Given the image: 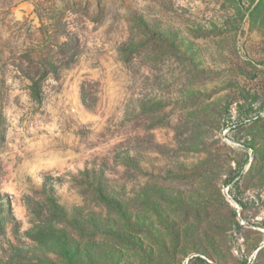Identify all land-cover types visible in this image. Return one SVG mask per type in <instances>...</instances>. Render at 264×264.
Returning <instances> with one entry per match:
<instances>
[{
    "label": "rangeland",
    "instance_id": "rangeland-1",
    "mask_svg": "<svg viewBox=\"0 0 264 264\" xmlns=\"http://www.w3.org/2000/svg\"><path fill=\"white\" fill-rule=\"evenodd\" d=\"M0 264H264V0H0Z\"/></svg>",
    "mask_w": 264,
    "mask_h": 264
},
{
    "label": "trees",
    "instance_id": "trees-1",
    "mask_svg": "<svg viewBox=\"0 0 264 264\" xmlns=\"http://www.w3.org/2000/svg\"><path fill=\"white\" fill-rule=\"evenodd\" d=\"M65 57L54 58L50 55H43L37 60L27 59L25 71L20 67L24 77L29 81L28 90L30 97L33 101H41V85L43 80L51 72H54L61 64L68 63V59ZM155 126V125H152ZM201 259L200 256L197 257Z\"/></svg>",
    "mask_w": 264,
    "mask_h": 264
}]
</instances>
